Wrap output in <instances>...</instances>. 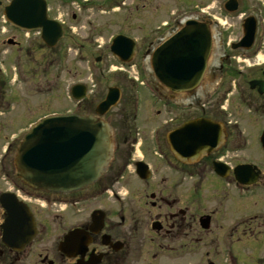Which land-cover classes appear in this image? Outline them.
I'll list each match as a JSON object with an SVG mask.
<instances>
[{
	"label": "flooded vegetation",
	"instance_id": "af4514ba",
	"mask_svg": "<svg viewBox=\"0 0 264 264\" xmlns=\"http://www.w3.org/2000/svg\"><path fill=\"white\" fill-rule=\"evenodd\" d=\"M56 1L62 8L80 5L79 11L94 5L89 0L84 5L80 0ZM135 1L101 0L97 5L108 14L116 9L140 14L143 43L136 40L133 60H150L154 49L186 21L208 29L211 50L201 85L174 95L155 82L164 104L172 106L110 109L102 117L112 141L104 173L77 193L55 197L31 191L16 176L14 157L23 135L10 130L12 106L14 99L23 104L26 98L19 88L14 92V86L6 95L9 76L0 67V197L14 195L12 187L21 185L47 198L45 214L56 207L61 213L51 216L60 221L59 233L46 236L50 222L39 219L29 205L37 234L17 252L1 242L6 213L0 204V264H264V163L242 155L252 139L261 150L258 138L264 131V0ZM44 2L49 18L58 21L52 17L51 1ZM159 16L165 21L158 22ZM62 27L64 38L53 49L38 34L33 47L14 38V58L31 64L27 78L35 87L30 100L44 98L51 89L49 74L35 70L33 64L38 67L56 56L50 52L61 51L66 40L72 53L57 58L80 61L81 52L87 53L84 48H93L78 43L64 23ZM118 35L126 36L111 34L108 52ZM18 36L30 35L14 28V37ZM97 49L104 51L105 46ZM35 50L44 54L35 55ZM14 75L15 81L26 84L17 66ZM250 82L257 84L250 88ZM199 89L202 99L195 101ZM199 119L217 125L223 140L193 160L194 144L173 133ZM242 165L253 167V184L242 185L234 178V170ZM111 207L117 208L110 211Z\"/></svg>",
	"mask_w": 264,
	"mask_h": 264
},
{
	"label": "water",
	"instance_id": "95a60500",
	"mask_svg": "<svg viewBox=\"0 0 264 264\" xmlns=\"http://www.w3.org/2000/svg\"><path fill=\"white\" fill-rule=\"evenodd\" d=\"M4 17L22 31L40 32L41 40L49 48L55 47L63 37L62 27L48 18L43 0H13L4 9ZM8 44L13 43L8 41ZM210 48L208 29L188 21L154 51L153 74L173 94L191 91L203 79ZM110 51L122 63H128L135 46L130 39L118 36ZM71 94L79 100L84 97L85 90L76 86ZM118 101L119 92L109 89L95 113L103 116ZM176 133L194 144L193 160H198L206 147L223 140L218 128L204 121L187 124ZM111 156L108 125L93 116L72 114L51 116L36 124L21 141L14 165L17 177L27 187L44 193L69 194L92 185L104 173ZM234 175L243 185L255 181L249 166L238 167ZM1 204L7 211L2 242L9 248L21 249L35 235L32 216L24 205L7 195L1 197Z\"/></svg>",
	"mask_w": 264,
	"mask_h": 264
},
{
	"label": "rangeland",
	"instance_id": "374dc122",
	"mask_svg": "<svg viewBox=\"0 0 264 264\" xmlns=\"http://www.w3.org/2000/svg\"><path fill=\"white\" fill-rule=\"evenodd\" d=\"M50 1L52 17H55L58 22L64 23L65 27L69 28V34L74 36V39H76L78 43L85 46L92 45L93 48L86 49L85 47L84 50H87V53L84 51L81 52L82 60L80 61L71 59L64 60L59 56V58H57V55L72 53V49L70 50L71 47L68 46L69 42L66 40L61 44V51H57L54 54H52L53 51L50 52L51 55L56 56L48 59L43 64H39L40 66L38 67H36L38 63L35 65L33 64L32 68L35 67V70L40 72L46 71L49 74L51 89L50 93L45 95L44 98L30 100L33 97L35 87L32 83H29L27 78V74L32 72L31 64H28L23 58H14V56H16L14 55V47L8 46L6 41L14 40L15 38L24 46L33 47L38 40L37 35L30 34L29 38L23 36L14 37V30L5 23L2 16L3 8L10 0H0V66L9 76V83L5 88L6 95L8 96V94H11L9 90L14 86V92L17 93V88H19L22 93H25L24 97L26 98L23 104L21 102L17 103L14 99V105L12 106L13 112L11 114L14 125L10 128V130L13 129L12 131L14 134L21 137L22 134H25V129L27 127L28 131L30 127L29 123L43 116L51 114L61 115L65 113L90 114L94 111L93 109L98 102L106 95L108 87H117L121 91V99L117 106H136V103L137 106H162V102L155 98V96H161L155 92L157 85L153 79L149 62H145L140 57H137L136 60L130 63V66L121 65L112 59L107 49L108 37L118 32H123L126 36L138 40L139 45L143 43L141 40L143 37L141 29H143L144 26L141 25L140 14H136L134 11L126 13L122 10L117 11V9L110 14L104 13L102 9L97 7L101 0H89V2H93L94 5L82 8L81 11L78 9L80 5L77 6L75 3H71L65 6V8H62L56 0ZM132 1L133 0H129V2ZM139 1L140 0H136L135 3L138 4ZM71 2H76V0ZM80 2L82 3L81 5L87 3L85 0H80ZM197 3H199V0L196 1V4ZM183 5L184 9H187L185 8L187 5H185V3ZM170 9L171 8L168 6L167 11H170ZM73 15L76 16L74 20H72ZM126 17L128 18L127 20ZM165 19V16H159L157 21L164 22ZM127 21L128 23L126 24ZM98 45H104L106 50L99 51L97 49ZM33 53L35 55L44 54V52L37 50ZM96 58H100V61L97 63H95ZM15 66H17L21 73H24V81L26 84L19 83L18 81L20 80L15 81ZM136 74L139 78L138 83L143 82L148 86L150 91L145 87L138 88V84L133 81V77ZM79 84L85 86L87 94L82 103L78 105L77 109V106H75L76 103L73 101L70 102L67 97H70V88ZM196 92L195 101H201V89ZM246 94L248 95V89H246ZM165 106H172V103L167 104L166 102ZM195 106H199V104H195ZM246 130L250 131V127H247ZM249 144L248 150L242 153L244 159L256 160V164L264 163V153L259 150L257 139H252ZM34 205H36L34 208L39 219L50 222L49 226L46 227V236L53 237L57 235L59 233L57 224L60 221H58V219H53L51 216L55 214L60 215L59 208H54L52 213L47 215L45 214L46 212L44 213L43 210L37 207H41L40 203H38V205L34 203ZM111 208L110 211H114L117 207Z\"/></svg>",
	"mask_w": 264,
	"mask_h": 264
}]
</instances>
